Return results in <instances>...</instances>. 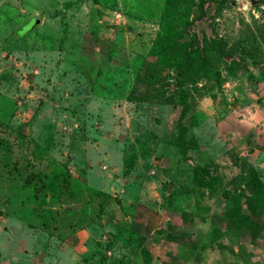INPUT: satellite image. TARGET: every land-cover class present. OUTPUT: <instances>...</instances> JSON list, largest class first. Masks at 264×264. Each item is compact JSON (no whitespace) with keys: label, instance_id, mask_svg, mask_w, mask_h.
Here are the masks:
<instances>
[{"label":"rangeland","instance_id":"1","mask_svg":"<svg viewBox=\"0 0 264 264\" xmlns=\"http://www.w3.org/2000/svg\"><path fill=\"white\" fill-rule=\"evenodd\" d=\"M202 1L0 0V264H264L227 218L264 182V0ZM190 22L232 57L182 105Z\"/></svg>","mask_w":264,"mask_h":264},{"label":"trees","instance_id":"2","mask_svg":"<svg viewBox=\"0 0 264 264\" xmlns=\"http://www.w3.org/2000/svg\"><path fill=\"white\" fill-rule=\"evenodd\" d=\"M224 4L225 0L202 1L199 4L200 16L197 18L208 15L211 8L217 12L220 11ZM190 24L191 22L188 23L186 30H182L178 36L174 35L175 29L172 28L171 33L167 35L163 43L166 44L171 42L172 48L177 50L173 58L178 62L179 74H177V76L179 77L176 79L175 83L179 87L177 97L182 105L186 104V97L188 94L187 91L183 89L184 82L191 76H200V78H202L211 73V53L216 56V61L222 58L230 59L232 57L223 38L218 35L209 36L208 38H199L196 33L190 31ZM171 199L172 195L169 196L167 202H171ZM263 215L264 182L257 186L250 196L245 198L244 208L239 206L233 207L227 212L228 223L231 225V228L244 230L246 233L250 234L252 238H255V236L264 229V221L260 218Z\"/></svg>","mask_w":264,"mask_h":264},{"label":"water","instance_id":"3","mask_svg":"<svg viewBox=\"0 0 264 264\" xmlns=\"http://www.w3.org/2000/svg\"><path fill=\"white\" fill-rule=\"evenodd\" d=\"M38 21H39L38 19H33V21H32V23H31L29 29H32ZM25 32H26V31H25ZM25 32H24V33H25Z\"/></svg>","mask_w":264,"mask_h":264}]
</instances>
